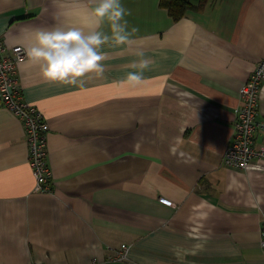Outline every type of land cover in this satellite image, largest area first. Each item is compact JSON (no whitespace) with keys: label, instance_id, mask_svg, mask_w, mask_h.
I'll return each instance as SVG.
<instances>
[{"label":"crops","instance_id":"1","mask_svg":"<svg viewBox=\"0 0 264 264\" xmlns=\"http://www.w3.org/2000/svg\"><path fill=\"white\" fill-rule=\"evenodd\" d=\"M158 1L122 0L134 41L105 45V70L83 89L20 63L21 94L47 122L50 190H32L22 123L0 107V264H264V160L221 161L238 88L264 59V0H206L176 20ZM72 2L0 0L1 40L24 46ZM138 51L149 66L133 87ZM194 242L203 248L178 260L173 248ZM120 243L128 258L108 259Z\"/></svg>","mask_w":264,"mask_h":264},{"label":"clouds","instance_id":"2","mask_svg":"<svg viewBox=\"0 0 264 264\" xmlns=\"http://www.w3.org/2000/svg\"><path fill=\"white\" fill-rule=\"evenodd\" d=\"M128 14L122 0L62 3L57 13L61 18L59 23L27 30L30 39L23 48L22 67H37L45 81L83 89L90 76L103 74L106 54L102 49L105 45L127 47L133 43L138 29L129 26ZM136 55L141 57L131 64L136 70L128 71L124 79L133 87L143 82V71L149 66L142 51ZM202 248L201 242H194L187 249L175 246L173 253L180 260L183 255H194Z\"/></svg>","mask_w":264,"mask_h":264},{"label":"built area","instance_id":"3","mask_svg":"<svg viewBox=\"0 0 264 264\" xmlns=\"http://www.w3.org/2000/svg\"><path fill=\"white\" fill-rule=\"evenodd\" d=\"M24 46L6 45L0 38V107L20 119L29 149L28 164L33 176V191H49L50 169L46 162L45 131L47 122L41 111L25 100L18 85L17 71L24 59ZM264 80V59L254 64L237 91L240 103L233 111L234 132L222 153V164L237 169H263L257 160H264V119L257 118L261 82ZM261 131V142L253 145L254 131ZM259 241L264 248V216L259 224ZM108 259L128 258L129 244L120 243L110 249Z\"/></svg>","mask_w":264,"mask_h":264},{"label":"trees","instance_id":"4","mask_svg":"<svg viewBox=\"0 0 264 264\" xmlns=\"http://www.w3.org/2000/svg\"><path fill=\"white\" fill-rule=\"evenodd\" d=\"M205 2L206 0H159L158 1L159 6L165 8L167 10V13L173 20L180 18L184 14L185 10L188 8L191 9L202 8Z\"/></svg>","mask_w":264,"mask_h":264}]
</instances>
